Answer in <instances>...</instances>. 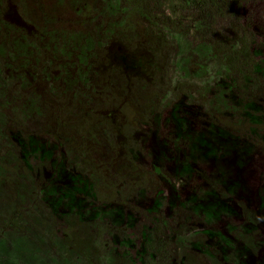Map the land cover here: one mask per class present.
Segmentation results:
<instances>
[{
  "label": "rangeland",
  "instance_id": "374dc122",
  "mask_svg": "<svg viewBox=\"0 0 264 264\" xmlns=\"http://www.w3.org/2000/svg\"><path fill=\"white\" fill-rule=\"evenodd\" d=\"M17 1L0 0V46L5 47L0 78L6 76L9 86H0V98L8 91L0 107L20 187L26 182L34 189L42 212L72 215L105 206L91 202L96 187L106 192L105 207L109 196L123 197L126 206L138 205L142 197L132 196L142 177L130 164L124 166L122 153L130 161L142 159L143 153L159 164L169 182L170 188L152 174L142 186L143 192L161 185L164 194L157 197L156 207L163 200L160 211L165 217L169 189L190 200L196 199L199 187L215 189V196L229 194L235 201L226 202L236 206L225 214L222 200L201 189V205L186 210L183 223L199 224L192 229L204 238H198L185 258L169 240L158 249L146 245L156 259L153 264H208L203 252L208 247L224 264H238L242 251L235 231L253 234L261 250L258 261L250 264H264V0H225L231 7L202 15L197 0H151L153 17L134 16L131 26L118 0H113L118 11L105 9L110 0H23L20 6ZM81 30L98 34L95 39L101 44L86 63L77 52L60 49V36ZM162 36L164 46L159 45ZM52 37L55 41L48 47ZM25 41L31 54L16 61ZM240 41L248 51L230 53L228 43ZM200 44L214 48L198 50ZM176 59L187 60L190 77L185 81V73H176ZM15 77L27 85L26 103L32 106L26 114L12 109L13 91L20 86L12 82ZM129 135L132 144L125 139ZM6 142L0 139L1 161ZM220 162H225L223 170ZM4 178L0 183L12 185L11 177ZM114 178L130 193L117 187ZM5 185L0 202L6 194L14 196ZM248 214L253 223L246 220ZM66 215L58 216V229ZM169 220L177 222L175 211ZM173 230L178 232L175 225ZM215 231L221 243L208 245ZM189 232V227L183 230ZM98 243H103L101 238Z\"/></svg>",
  "mask_w": 264,
  "mask_h": 264
},
{
  "label": "flooded vegetation",
  "instance_id": "af4514ba",
  "mask_svg": "<svg viewBox=\"0 0 264 264\" xmlns=\"http://www.w3.org/2000/svg\"><path fill=\"white\" fill-rule=\"evenodd\" d=\"M61 44L62 42L59 41ZM5 77L3 76L0 79V86H4L5 83ZM3 78V79H2ZM68 83V82H67ZM183 87V84H181V88ZM192 127H196L197 123L195 121L191 122ZM203 124H200V127H202ZM1 140H4L6 142V137L4 136V132L1 133L0 136ZM127 140V143L132 144L134 143V140L132 139L131 135L127 136L125 138ZM149 148V147H148ZM140 153H142V148H139ZM5 152L9 153L11 157H14L13 152V145L12 143L6 142L5 145ZM5 156V153H4ZM122 156L125 157V163L124 166L129 165L130 170H135V172L138 174V176L141 178V185L138 188L137 193L133 190V196L134 199L136 196H141V201H138V205H133L131 202L132 200H129L132 204L131 206H126L127 203L123 197H116V196H109L110 204L106 206L105 202V194L106 192L98 187L93 188L92 191V201L93 204L96 205H105V206H96L93 208H89L88 211L82 210L76 213H73L75 215H66V214H54L51 211H48L44 209L42 212L41 203L39 200L38 194L36 192L31 191V194H34L32 200L29 199V202L31 203V206L29 208H20L21 211L18 210V199H16V195L18 194V191L15 192V187L18 185V167L15 164H9V160L5 156V161L3 162L2 166L7 165L6 173L5 175H9V177L13 178L12 183V195L11 197V214H12V220L10 224H7V227H1L5 230H9L13 233L12 236V243L14 245L18 244V241H21L20 235H19V226L22 224L23 220V213L29 212L33 213L34 208L36 209V212L38 214L34 215L30 221L29 224V231L26 236H22L23 241L26 242L29 245H33L35 239L34 234L36 232V229L38 227L41 228L42 231L48 230L50 232L49 237L46 239L44 245H48L52 240H60L65 241L67 234H71L72 232L68 230H72L74 232L75 236V243H86L88 244V247H95V251H93L91 248H86L83 253L79 252L76 255V260L80 264H86V262H94V264H153L154 260L156 259L153 256L152 250L146 246V245H156L157 249L160 248L159 244L165 241H171L174 243L177 247H179V253L181 257L185 258L188 255V251L192 250L193 245L196 243L198 238L202 239L204 238V234L201 232H195L192 229L193 225L199 226V224L196 223H183V218L185 215V211L188 209L195 210L198 209L201 205V200L199 198L200 195H202V190H209L212 197L215 196V189L211 188H201L197 192V196L195 200H190L189 197H187L183 192L178 190L169 189L167 191L168 194V202L171 203V205L163 206L162 211L166 212V217L161 213L160 203L158 207H156L157 197H161L164 192L161 190V185H157L155 188L152 189V186H147L146 191L142 192V186L144 187L150 180L152 174H156L157 177L163 179V182L167 184L169 187V182L166 179V177L163 175V172L159 168L158 163L149 162L147 156L142 153V159H135V160H128L126 157L128 155L126 153H122ZM1 161V160H0ZM220 169L225 168V162H220ZM116 171V170H115ZM144 173H143V172ZM231 174L229 177H231ZM5 177V181L9 178ZM17 178V179H16ZM120 180V179H119ZM119 180L111 179V181L119 183ZM6 183V182H5ZM109 183V182H108ZM5 185L4 182L0 183V188ZM121 183L117 187H123ZM7 185H5V188ZM125 187V188H124ZM123 188L128 190L130 193V190L127 186H124ZM219 190V189H218ZM24 195L25 192H21ZM29 194V193H28ZM128 195V194H127ZM240 194H237L236 197H239ZM2 196V195H1ZM166 196V194L162 197V199ZM210 199V195L208 196V200ZM231 199L233 202L235 201L229 194H226L225 196L219 195L217 197V201L222 200V212L227 214L231 213L233 209L236 208L234 204L231 202H226V200ZM252 204V202H249ZM4 204H6L5 197L2 196V202H0V207H2ZM205 205V204H204ZM29 209V210H28ZM182 210V211H181ZM175 211V218L176 223L172 224L170 222V217L174 215ZM106 214H109L106 216ZM123 214L126 215L127 219L123 218ZM23 215V216H22ZM64 217V223L62 225V228H57V220L59 219L58 216H65ZM30 214H27V217H29ZM67 218V220H65ZM248 220L249 223H253L249 214H248ZM117 222V223H116ZM173 225L177 227V231L173 233ZM158 227L162 230V236L161 239L158 240ZM187 227H189V233L183 234V230H187ZM52 229L56 233V237L52 238L51 232ZM57 229L61 231V236L57 235ZM149 230V232L147 231ZM98 233H97V232ZM225 231V230H224ZM160 233V231H159ZM73 234H71L72 236ZM233 235L238 240L239 244L241 245V255L238 257V264H250L254 261H258V255L261 248H259L260 243L256 242V240L252 237L253 234H249L244 231L243 232H233ZM164 236V237H163ZM213 239H209L207 241V244L211 241H217L221 243L220 240H217L216 231L213 233ZM262 236L264 237V232L262 233ZM59 237V238H57ZM102 239L103 243L99 245L98 239ZM1 238V236H0ZM96 245V246H95ZM153 249L154 247L151 246ZM204 257L206 258L208 264H224L220 258L215 254L216 252L211 251V249L208 247L206 250H204ZM96 257H95V256ZM97 259V260H96ZM264 263V262H263ZM185 264V263H182Z\"/></svg>",
  "mask_w": 264,
  "mask_h": 264
},
{
  "label": "trees",
  "instance_id": "16d2710c",
  "mask_svg": "<svg viewBox=\"0 0 264 264\" xmlns=\"http://www.w3.org/2000/svg\"><path fill=\"white\" fill-rule=\"evenodd\" d=\"M242 3H247L250 0H241ZM23 0H19L16 2L17 6H20L22 4ZM118 3H122L123 5V12L126 14L125 21L128 26H131V20L134 16H144L145 18H152L153 14L151 12L152 3L151 0H118ZM1 6V2H0ZM196 6L198 7V13L201 15L204 12H211V11H221L224 6L231 7L230 4L225 3V0H197ZM106 10L113 9L115 11H118V5L117 2H113V0H110L106 4ZM89 9H87L88 11ZM86 23V19L81 21V24L84 25ZM127 26V27H128ZM130 29V28H128ZM65 36H60L59 41L62 42L61 44V51L66 50H72V53H76L83 63L87 62L88 55L95 50V48H98L101 46L99 42H96L95 37L98 35H93L90 32H85L83 30L79 32H70L64 34ZM175 37V40L180 39V36L173 35ZM55 41L54 38H50L49 42L47 43L48 47H50L51 42ZM18 43V42H17ZM164 40L163 36L159 38V45L164 46ZM227 43V41H226ZM223 46V42L221 43ZM214 45H205L200 44L197 45L196 48L198 50H201L205 47H208L211 49V47ZM60 47V46H59ZM57 46H54V48H59ZM181 47V46H180ZM228 49H230V53L235 54H244L248 51L247 46L244 45L243 41L237 42L234 44L231 42V44L228 43ZM225 49V50H228ZM29 50L28 48V42L25 41L23 47L21 44H19L18 53L19 55L16 58V61L19 60L22 57H27L31 53L27 54L26 52ZM5 51V47L0 46V54H3ZM187 60L183 59L181 61H177V59L174 61V66L176 67V73L178 75L185 73L186 75L182 78L187 80V78L190 77L189 70L186 67ZM176 77V76H175ZM77 79L72 80L68 82L69 84H72ZM12 82L17 83L20 82V86L14 89L13 96H12V109L13 111H17L18 113H28L31 111V106L28 105V102L30 99L27 96V85L25 82H23L20 78L15 77L12 79ZM3 88H8V84L5 82ZM8 93V91H7ZM7 93H5L0 100L6 101L8 96ZM21 103H23L22 106ZM33 108V107H32ZM34 114V113H33ZM8 122H6V118L3 116V111L0 107V134L7 129ZM6 158L10 161L9 164H11V156L9 153L5 152ZM5 156L3 158V161H5ZM3 162L0 161V182L4 178L5 173L7 172V165L4 167L2 166ZM42 165L36 168V173H40ZM21 178L20 176H18ZM17 179V178H16ZM13 180V178H12ZM15 180V179H14ZM13 180V181H14ZM5 181V178H4ZM12 181V183H13ZM10 184V182L8 183ZM18 194L16 197H18V210L21 211L20 208H29L31 206V203L29 202V199L32 200L35 196L34 194H31V191L34 189H28L27 183L25 182L22 185V189L20 187V180H18ZM12 185H7L9 192L12 190ZM25 192L26 195H24L21 192ZM29 193V194H28ZM5 201L6 204H4L2 207H0V264H80L76 260V255L79 252H82L88 247V244L86 243H75V236L74 232L70 229L68 231L72 232L73 234H67L65 241L60 240H52L48 245H44L46 239L49 237L50 232L48 230L42 231L40 227L36 229V232L34 234V243L33 245H29L26 242L23 241L22 236H26L29 231V224L32 219V217L38 212H36V209L34 208L33 213L24 212L22 224L19 226V235L21 238V241H18L17 245H14L12 243V236L13 233L9 230H5L1 227H7V224H10L12 220V214H11V197L6 194L5 195ZM29 210V209H28ZM27 214H30L29 217H27ZM22 215V216H23ZM52 238L56 237V233L52 229L51 232ZM59 238V237H57ZM96 246V245H95ZM91 248L93 251H95V247H88ZM95 256V255H94ZM96 257V256H95ZM97 260V259H96ZM86 264H94V262H86ZM99 264V263H97Z\"/></svg>",
  "mask_w": 264,
  "mask_h": 264
}]
</instances>
